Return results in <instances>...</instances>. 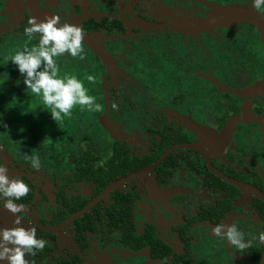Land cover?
<instances>
[{
    "label": "flooded vegetation",
    "instance_id": "obj_1",
    "mask_svg": "<svg viewBox=\"0 0 264 264\" xmlns=\"http://www.w3.org/2000/svg\"><path fill=\"white\" fill-rule=\"evenodd\" d=\"M204 2L228 6L217 0H0V44L8 54L20 49L18 42L27 49L38 43L23 35L34 17L37 23L58 17L89 37L85 50L99 64L93 73L105 80L98 123L107 119L113 131L100 126L96 148L85 149L83 136L79 151L72 138L47 134L41 113L39 127L34 120L29 129V152L23 128H16L19 117L27 129L33 119L9 97L0 164L30 191L16 201L22 213L0 206V229L35 228L47 243L31 263L264 261V96L239 94L264 78V25L260 31L222 18L211 24L216 12ZM251 9L264 18V10ZM222 35L229 36L228 49ZM242 36L244 45L234 38ZM33 155L39 169L30 163ZM114 157L122 174L100 188L94 179L105 180ZM218 224H235L252 246L237 253L213 235Z\"/></svg>",
    "mask_w": 264,
    "mask_h": 264
},
{
    "label": "clouds",
    "instance_id": "obj_2",
    "mask_svg": "<svg viewBox=\"0 0 264 264\" xmlns=\"http://www.w3.org/2000/svg\"><path fill=\"white\" fill-rule=\"evenodd\" d=\"M252 6L257 10H264V0H251ZM23 35L32 40L38 38V43L30 50L25 48L11 57V63L23 77L26 90L39 96L53 121L70 116L75 106L82 110L98 112L101 104L88 93L84 83L75 76L58 75L59 68L56 62L58 57L67 53L68 56L79 60L85 59L82 47V31L70 23H59L58 17H52L44 22L37 23L29 19L24 28ZM89 84H94L96 77L92 74L86 76ZM31 165L39 169L40 158L37 155L29 157ZM8 170L0 164V206L13 215L22 213L23 205L16 201L25 197L30 189L21 179H13L7 174ZM15 224L21 223V217L16 216ZM214 236L226 242L237 253L244 252L252 246V241L245 239V234L235 224H218L212 228ZM264 242V233L259 235ZM46 241L37 238L35 228L15 227L0 229V262L7 264H27L25 255H34L36 250L44 249ZM259 264H264L260 261Z\"/></svg>",
    "mask_w": 264,
    "mask_h": 264
},
{
    "label": "trees",
    "instance_id": "obj_3",
    "mask_svg": "<svg viewBox=\"0 0 264 264\" xmlns=\"http://www.w3.org/2000/svg\"><path fill=\"white\" fill-rule=\"evenodd\" d=\"M220 1L222 4H228V6H235V5H250L247 4L251 0H217ZM252 4V3H251ZM226 7V6H224ZM238 40L240 45H244L246 43L245 36L242 37H234ZM229 36L228 35H222L219 36L218 40L224 43V46L228 49L229 46L227 45ZM207 44H211V37H207ZM19 47L20 49L14 50V52L23 51L25 48L22 46V43ZM82 47L85 51V59L79 60L76 58H72L68 56L67 53L63 54L61 57H58L56 59L59 72L58 75L63 77L64 75L69 76H75L77 79L81 80L84 83V86L88 89V93L91 92L94 94L96 98V102L101 104V110L98 112L88 111L87 109L82 110L80 106H75L72 109V113L70 116L63 117L61 127L57 126L55 124V121L50 119L49 115V109L44 106L41 98L39 96L33 95L30 91L26 90L24 84H23V77L19 74V72L16 69V66L11 63V57L14 56L13 54L6 53L7 44H0V135H3L5 137L6 134V128H7V120H6V114H7V107H8V101L9 97H7V92L10 87L16 88L18 91H22L20 94L24 95V99H22L23 102V108L26 105H29L28 107L29 114H33V119L38 123L39 127V120H38V114L44 113L43 116L46 117V133L53 136H58L59 134L62 135V138L70 137L72 138V143L75 144L76 150H83L82 143H84V139L82 137L89 140V143L85 144V149H95V143H97V140L100 139L101 134L100 131L101 125L98 123V116L101 115V111L103 110L102 106V99H101V76H96L93 71L95 72L98 69L99 64L95 62V59L92 58L91 55H89L86 52V48L83 42ZM216 45V44H215ZM30 50V48H28ZM192 50L195 52V47L192 48ZM110 57V56H109ZM88 74H92L96 77V81L94 84H89V82L86 80V76ZM164 79V78H163ZM165 80V79H164ZM102 85H105V80H102ZM25 109V108H24ZM105 119V118H102ZM107 120V119H106ZM21 121V120H20ZM108 121V120H107ZM109 124V122H108ZM18 128L17 131L22 129V123L20 122L19 125H17ZM60 130V132H59ZM124 164H127L124 163ZM108 169V173H104L105 180L99 181L97 179H94L95 181L100 183V188L106 185L110 180L115 178V176H118L119 174H122V169L119 168L117 163V157L112 158V163H109L106 165ZM110 175V176H109ZM109 176V177H108ZM26 183V182H25ZM37 255H25V260L27 261V264H33L31 261L35 259Z\"/></svg>",
    "mask_w": 264,
    "mask_h": 264
},
{
    "label": "water",
    "instance_id": "obj_4",
    "mask_svg": "<svg viewBox=\"0 0 264 264\" xmlns=\"http://www.w3.org/2000/svg\"><path fill=\"white\" fill-rule=\"evenodd\" d=\"M204 3L206 6L213 8V11L216 12V14L213 16L214 19H212L210 21L211 24L215 23L218 18H222V19L227 21L226 25L236 24L238 22H246V23H250V24L255 25L260 31H262V26L264 25V18L259 12L251 9L253 7L252 4L249 5L250 9H248V6H245V5H235V6L224 7V6H221L218 4H214L212 2H204ZM34 19H35V17H34ZM81 42H83L87 46H91L89 37L83 33H82V41ZM91 48H92L93 52H95L97 55H99L101 57V59L104 63L109 64V65H110V63L112 64V61L110 60V58L108 59L106 56L102 55L99 52V50L95 49L94 47H91ZM239 94L243 95L244 97L255 96V95L264 96V78L260 82L253 84L252 86H250L249 88H247L246 90H244L242 93H239ZM100 125L102 128L106 129L107 131H109L110 133L113 134L112 128H110V125L108 124V121L106 119H101ZM168 154L169 153L164 155L157 162V164L155 166L159 165L166 158V156ZM153 168H150L147 171H151ZM127 178H124L122 180H118V181L110 184L104 190L102 195L107 194L108 192H110L111 190H113L114 188L119 186V184L122 183ZM3 210L4 209L0 210V212ZM74 218H76V216L73 217L72 219H70V221H72Z\"/></svg>",
    "mask_w": 264,
    "mask_h": 264
},
{
    "label": "rangeland",
    "instance_id": "obj_5",
    "mask_svg": "<svg viewBox=\"0 0 264 264\" xmlns=\"http://www.w3.org/2000/svg\"><path fill=\"white\" fill-rule=\"evenodd\" d=\"M0 95H2V94L0 93ZM21 96H22V94H20L17 89H13L11 87L8 89L7 97H11V100L10 101H12L13 102V105L15 107H17V109L21 113V115L22 116H25L26 113L29 112L30 109H28V107H30V106L29 105H26V106H24L25 109L23 108V102L21 100ZM15 114H17L16 109H14V116H15ZM30 116L33 119V114L32 113L30 114ZM19 118L21 119V123L24 125V126H22V128H23L22 129V132H23V134L25 136V140H24L22 146H24L27 151L31 152L32 150H30V145L29 144L32 142L31 139H33V137L29 133V129L33 127L35 121L33 119L31 125L27 129L26 128V125H25L26 124V120H22L21 117H19ZM38 120L41 121V118L40 119L38 118ZM42 144H43V142H42Z\"/></svg>",
    "mask_w": 264,
    "mask_h": 264
}]
</instances>
